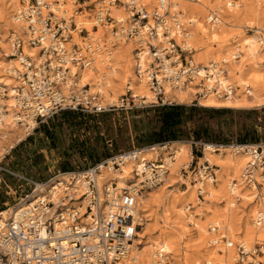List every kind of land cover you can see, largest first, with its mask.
Wrapping results in <instances>:
<instances>
[{"label":"built area","instance_id":"built-area-1","mask_svg":"<svg viewBox=\"0 0 264 264\" xmlns=\"http://www.w3.org/2000/svg\"><path fill=\"white\" fill-rule=\"evenodd\" d=\"M155 1L156 5L150 6L145 0H102L98 8L89 9L95 10L94 29L110 27L117 38L133 42L135 74L148 80L154 94L151 102L135 95H131V100L126 95L118 104L106 105L100 92H92L90 86L78 87L76 77L70 73V65L93 66L98 52L93 43H72L76 32L89 36V31L80 29L77 21L84 8H89L86 2L74 0L78 7L69 14L65 0H19L18 18L26 25L28 43L44 48L46 59L38 61L25 54V40L15 36L10 58L17 59L22 69L15 68L11 74L15 84H6L0 78V188L17 197L8 209L9 217H0V264H144L138 241L148 218L139 213L141 195L166 182L182 152L181 145L171 140L155 144L152 149L160 153L151 160L141 158L139 149H134L88 168L59 171L46 181L14 169L7 159L42 124L62 111L100 115L117 109L173 104L167 98V88L194 86L201 99L211 94L228 99L235 93L231 84L220 89L219 82L210 86L206 78L196 83L202 69L208 78L215 75L210 74V68L196 63L193 49L178 41L188 37L193 22L186 27L181 12H171L175 0ZM239 2L225 0V6L236 9ZM114 9L123 10L129 20L120 22L112 15ZM207 20L213 26L220 25L221 12L211 11ZM217 67L219 74H226L222 64ZM11 99L14 105L8 107ZM5 115L12 116L10 125H2ZM13 127L20 128L22 136L13 137ZM5 139L7 142H3ZM190 146L192 159L180 168L177 184L196 187L198 198L205 200L207 186L217 184L220 167L209 160L201 161L205 157V142L193 139ZM228 147L232 153L248 158L240 179L228 186L231 205L235 207L244 200L240 192L243 186L257 196L264 194V141L233 143ZM200 148L203 157L196 159L194 149ZM129 161L134 164L133 180L128 186L120 187L116 180L101 183L105 170H122ZM255 225L264 228V209ZM219 228L215 225L212 231ZM219 237L228 248L235 247L238 264H264L258 260L264 258V243L257 241L247 248L243 243H229L224 235ZM153 264L172 263L169 254L161 249Z\"/></svg>","mask_w":264,"mask_h":264},{"label":"bare ground","instance_id":"bare-ground-1","mask_svg":"<svg viewBox=\"0 0 264 264\" xmlns=\"http://www.w3.org/2000/svg\"><path fill=\"white\" fill-rule=\"evenodd\" d=\"M5 1L9 0H0V4H5ZM149 1L153 4L155 0ZM177 1L175 0L174 8L176 7V9L174 10L175 12H181L182 22L185 23L186 21V26H188V22H193V28L190 29L188 37L178 38V41L185 48L193 49L196 63L201 67L210 68V74L215 75V77L208 78L202 69V75L196 83L206 78L210 80L212 84L210 86H213L215 81L221 84L220 89L226 88L228 84H234L238 89H242L246 93L243 97L238 93H234L228 99L219 98L215 94H211L206 98L200 99V104L206 107L225 108L264 106V61L261 62L263 58L260 55L264 50V25L263 27L258 25L252 27L257 32L249 37H245V33L240 31V29L233 30V28L235 29V27L242 25H239L238 21L239 16H241L239 10L244 4L247 5L250 0H240L236 9H228L223 4L225 0H215L211 6H215L216 9L213 7L212 9L219 10L222 16V22L218 26H213L205 21V18L210 15V13L208 15L206 13L212 11L209 3L202 4L203 6H201L204 8L199 9L203 10L198 11L188 5V1L192 0ZM196 1L197 3L204 2L203 0ZM72 3L66 5V7H69ZM255 4L257 10L263 11L261 15L255 12L258 15V19H264V0H256ZM7 5V13L2 19L5 24L0 29L2 30L0 31L2 37L0 43L6 49L5 52H2L3 50L0 52V78L2 82L12 85L15 82L11 74H14L15 68L22 69V67L17 59L10 58L13 53V38L10 36L23 38L25 40V54L38 61L46 59V55L42 52L44 48L31 47L28 43V38L25 35L26 25L18 18L20 9L18 1L10 0ZM91 15L86 12L77 17L79 28H86L89 31V36L84 37L77 32L72 40L79 39L83 45L93 43L98 46V52L95 55V63L91 67L83 68L70 65V73L76 77L77 85H80V83L84 86L90 85L94 92H100L103 101L106 103L107 101L112 104L117 103L120 92L125 91V89L133 91L138 98H148L147 101L151 100L153 93L150 90L148 80L137 77L134 71V44L125 39H119L113 34H108L109 32L105 30V27L100 26L98 30L94 29L95 21L90 18ZM112 15L117 17L120 22L127 21L121 9H114ZM257 15L255 16L257 17ZM48 58L51 59L52 57ZM221 64L225 68V75L219 74L221 71L216 70L217 66H221ZM194 90L195 87L192 86L188 89L180 90L167 88L166 92L167 96L170 95L171 98L175 97L181 102H185L190 98V94ZM13 103L11 99L7 102V106L13 107ZM10 111L11 109L8 112ZM3 117L5 122L2 125H10L12 116L5 115ZM13 131L19 133L17 127H13ZM174 142L176 145H181L182 152L172 165L166 182L159 189L147 191L141 195L139 213L151 221L140 232L141 238L138 242L141 244V250L139 251L141 261L144 264L155 263L157 255L163 249L164 252L169 254L173 264H204L207 260L211 264H214V262L215 264L236 262L237 254L235 249L224 247L219 235L209 230V228H213V225H219L220 229H224L228 233L225 237L231 238L228 239L229 243H235L238 239H242L241 243L245 244L247 248H250L254 239H256V242L261 241L264 243L263 240L259 239L264 237V228L255 227V221L264 209V194L257 196L243 186L240 190L244 198L243 201L245 202L246 199V201L248 200L253 204L249 211H244L241 204L232 207V197L228 193V186L231 182L235 179H240L242 170L248 160L247 156L232 153L228 146L217 148V146L207 143L204 150L205 157L201 159L202 161L209 160L212 164L220 167L218 181L216 185L210 184L207 186L208 196L206 198L209 199L202 200L198 198V206L194 207L190 206L188 201H195V187L189 185L191 188L188 187L189 189L184 191L177 185L180 181V168L188 164L192 159V149L188 142ZM139 151L141 153L140 157L145 158V160L156 158L158 153H160L152 149V146L140 148ZM164 155H167V153H164ZM133 164L134 161H129L122 167V170H105L100 177L101 183L116 180L120 187L128 186V182L133 180ZM187 194H190L189 197ZM217 194L221 195L220 198L223 200L220 204L226 202L222 210L218 211L211 208L208 211L204 210L206 209L205 204L215 201L213 198ZM240 210L244 214L242 213L238 217ZM0 217L7 219L9 210H0ZM191 225L198 230L200 239H203L199 243L208 242L209 244V246L207 245L208 251L204 260L200 259L198 261L190 253V248L192 249L193 244L196 242L193 241L192 245L185 244V239L191 236V230L189 229ZM185 248L189 250V254H187V251L185 252ZM218 251L224 252V254H217Z\"/></svg>","mask_w":264,"mask_h":264},{"label":"rangeland","instance_id":"rangeland-1","mask_svg":"<svg viewBox=\"0 0 264 264\" xmlns=\"http://www.w3.org/2000/svg\"><path fill=\"white\" fill-rule=\"evenodd\" d=\"M17 1L20 7L21 4L19 3V0ZM49 1L53 2L54 0ZM65 1L66 5H69L73 2L71 4L72 6L70 5L71 8L70 6L66 7L69 10V14H72L78 6L74 4V0ZM101 1L102 0H80L81 3L86 2V6H89L87 10H85L84 8L83 13L87 12L92 14L90 18L94 20L95 10L90 11L89 9H94V7L98 8ZM145 1L150 6L156 5V1H154L153 4H151L149 0ZM203 1V3H197L196 0L188 1V5H190V7L194 8L195 10L197 9L198 11H201L203 9L199 8H204L202 7V4L209 3L211 6L214 4L215 0ZM254 1L256 2V0H250L247 5L244 4L241 7L242 9L240 8L239 10L240 15H243V19L241 18V16H239L238 21L240 24H238H242L241 26H245H238L235 27V29L233 28V30L240 29V31H243L245 33V37L256 34L257 31L252 27H255L257 25L263 27L264 25V19L259 20L257 15H261L263 11H259L256 9L257 7ZM9 3L10 0L5 1V4L1 3L3 5L0 4V21L3 19V17H5L8 10L7 4ZM223 4H225V2ZM212 7L213 6H211V9ZM213 8L216 9L215 6ZM246 8L249 10H247ZM174 9H176V7L172 8V13L175 12ZM214 9H212V11H214ZM209 13L210 12H207L206 14L208 15ZM123 14L125 16L124 18L128 21L129 16L124 11ZM255 15H257V17ZM205 21L208 22L207 17L205 18ZM241 21L243 22L241 23ZM4 24L5 23H3L2 20L0 22V29H2V26ZM186 27H189V22L188 26ZM190 28H193V26ZM105 30L109 32L108 34H113L110 27H105ZM83 36H85V34ZM10 37L13 38L14 36ZM0 38H2L1 35ZM115 40L117 39L115 38ZM72 43L83 45L81 40L79 39L72 40ZM5 51L6 49H4L3 47L2 52ZM260 55L261 58H263V60H261L262 62L264 61V50ZM133 65L135 71V61ZM81 85L82 84L80 83L78 87L84 86ZM234 87L235 93H238L241 97H243V95H246L244 90L238 89L236 85H234ZM92 92L94 91L92 90ZM196 92L197 91L194 90L190 94V98L185 102H181L175 97L171 98L170 95H168L167 97L173 102L174 105H185L187 108H215L224 110V112L213 114V116H210V114H206L201 111L189 112L187 114V116L189 117L187 124L180 127L175 132L177 137H169L170 134L166 132L165 134H161V115L158 109L165 106L162 104L147 108L117 109L115 111H109L100 115H91L83 112L66 110L57 113L53 117L49 118L44 124H42L30 138L24 141L16 150L12 151L7 159V162L14 169L25 172L29 176H32L37 180L46 181L53 175L57 174L59 171L64 172L78 168H88L106 158L121 154L123 152L132 151L134 149H140L146 146H154L155 144L161 143L171 138L176 141H185L189 144L190 141L196 139L198 141H203L206 144L210 143L219 146H230L233 143L249 144L260 140L264 141V106H253L250 108L206 107L200 105L199 102L201 98L196 95ZM126 95L132 100L133 97L131 95H134V92L128 91L127 89H125V91H121L118 96L117 103L114 104H118L119 102H121L123 97H127ZM147 99L148 98H145V100ZM151 101H154V94H152V98L148 102ZM103 102L106 105L112 104L108 101L107 103L105 101ZM130 106H132V104ZM17 129L19 133H15L13 131V137L19 136L20 133L21 135L23 134V131L20 128L17 127ZM164 136L166 137V139L162 138ZM4 142H7V140H5ZM202 152L203 148H200L199 151H197V149H194L195 158L197 159L198 157H203ZM177 185H179L181 190L184 191L191 188V185L188 186L189 188H186V186L182 185L181 183ZM194 191L195 201H187L189 202L190 206L196 207L198 206L197 203L199 201L196 187ZM189 195L190 194H187L188 197ZM220 196L221 195L217 194V196L213 198L215 201L206 203V209L204 210L208 211V209L211 208L213 210L215 209L221 211L223 206L226 205V202H224V204H220V202L223 201ZM16 198L17 197L15 195H7L6 191L0 188V210L9 209L12 205H14ZM206 199L208 200L209 198ZM251 205L253 204H251L248 200L246 201V199L245 202H241V206L242 208H244V211H249L252 207ZM238 213V217L241 216L242 213L244 214V212L241 210ZM150 222L151 221L148 220L147 224H150ZM189 229L191 230L190 237L193 238L191 239L189 237L185 239V244L187 243L192 245V243L196 242L197 244L194 243L192 249L190 248V253L193 254V257L195 259H198V261L200 259L204 260L205 254L208 251L207 245L209 246V244L208 242L199 243V241L202 242L201 240L203 239H200L198 230L195 229L192 225ZM209 230L212 231V228H209ZM218 231H212V233L215 232V234H218L219 236H225L226 234H228L224 229L222 230L219 228ZM226 238L231 239L230 237ZM259 239L264 241V237H260ZM241 240L242 239H238L234 243L235 246L241 243ZM255 242L256 239H254V241L251 243V246L255 245ZM222 245L225 247V242H223ZM233 248L235 249V247ZM184 250L185 252H188L187 254H189V250H187L186 248ZM235 252L237 254L236 249ZM217 254L223 255L224 252L218 251ZM263 259L264 258L258 257V260L264 261ZM171 263L173 264V261H171ZM204 264L211 263H209V261L207 260ZM231 264H238V254L236 262H231Z\"/></svg>","mask_w":264,"mask_h":264},{"label":"trees","instance_id":"trees-1","mask_svg":"<svg viewBox=\"0 0 264 264\" xmlns=\"http://www.w3.org/2000/svg\"><path fill=\"white\" fill-rule=\"evenodd\" d=\"M160 111V119H161V134L169 133V137H177L175 132L182 126L187 124L189 112L201 111L206 114H218L224 112L221 109L215 108H187L185 105H174V104H167L162 108L158 109ZM166 139V137H162ZM177 139V138H175ZM171 141H176L173 138L169 139ZM196 140V139H195ZM168 141V140H165ZM163 141V142H165ZM198 141V140H197Z\"/></svg>","mask_w":264,"mask_h":264},{"label":"crops","instance_id":"crops-1","mask_svg":"<svg viewBox=\"0 0 264 264\" xmlns=\"http://www.w3.org/2000/svg\"><path fill=\"white\" fill-rule=\"evenodd\" d=\"M201 105V104H200ZM217 108H221V107H217ZM223 108H225V107H223Z\"/></svg>","mask_w":264,"mask_h":264}]
</instances>
